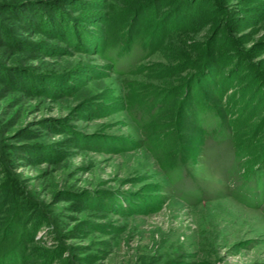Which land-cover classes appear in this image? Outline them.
Instances as JSON below:
<instances>
[{"label": "rangeland", "instance_id": "374dc122", "mask_svg": "<svg viewBox=\"0 0 264 264\" xmlns=\"http://www.w3.org/2000/svg\"><path fill=\"white\" fill-rule=\"evenodd\" d=\"M147 1L0 0V264H264V0H166L191 11L155 50ZM206 50L250 111L169 90Z\"/></svg>", "mask_w": 264, "mask_h": 264}, {"label": "trees", "instance_id": "16d2710c", "mask_svg": "<svg viewBox=\"0 0 264 264\" xmlns=\"http://www.w3.org/2000/svg\"><path fill=\"white\" fill-rule=\"evenodd\" d=\"M165 2L166 0H148L147 2L142 4V6L144 5L145 7L143 6L142 11H139L136 15L137 16L136 28L134 30V33H136V35H138L139 37L142 35L144 36L149 35V42L147 43L148 44L150 43V45L154 46L153 50L165 46L170 41H173V43L177 47L182 46L180 41L173 40V38L170 35L174 30L182 28L181 24L183 23V20L188 18L191 11V4L186 2L187 4L183 3L178 9H176L175 12L169 13L162 18L158 13L160 8H162V6L165 5ZM5 7L11 8L8 5H5ZM26 9H29V7L27 6L12 7V12L16 14L21 13L26 15L28 13ZM31 10L34 11L35 13L39 11V9H36V7H32ZM150 30H152L153 32L151 33ZM196 34L198 36L196 35L195 36L199 38L200 34L198 33ZM211 42L212 40L209 41L210 44ZM207 45L208 44L206 43L204 46ZM192 55L197 56L196 53ZM194 60L200 61L199 67L198 66L195 67L196 66L195 64L198 61L194 62ZM230 66L231 64L230 61H228V59L217 60L209 56L207 50L199 57L183 59L181 64H177L176 66L172 65V67L167 68V71L169 72V75L172 77L174 74L176 75L181 72H187L190 75L184 82H182L181 84L177 83L176 85H173L169 90L178 89V91L183 92L184 89V92L187 95L191 94V91H195V93L197 94L200 93L201 95L204 96L206 95L205 89L209 88L210 85H212L214 88L213 90L211 89L213 92L215 90L219 91L220 88L223 89L226 86L232 85L231 90H233L234 88L235 89L233 90V94L231 95L230 98V107H233L235 111L237 110L242 111L245 109V113H246L252 109L250 103L251 105H253L251 99L254 98L252 95L255 89L254 88L255 82L247 80L244 81L239 88H237L236 86L238 84L239 79H237L236 77L233 78L230 73L229 74L227 73L228 71L225 72ZM190 70H194V71H191L190 73ZM262 104H264V100ZM198 105L201 107V113L206 112L207 114H209V116H211V118L217 117L213 113L214 110L210 105H207L205 103H199ZM241 118L242 115L241 117H238L237 120L239 121ZM170 119H171V123L168 125L167 128H165L167 130L165 135L166 134L167 135L166 136L164 135L163 136L164 138L161 139L160 141L158 140L159 142L156 145V147L158 148V149L156 148V150H160L165 157H168V155L176 149L177 138L175 136V130L176 128L177 129L179 128L180 122H182L179 121L177 115L174 114L171 116ZM263 164L262 166H264Z\"/></svg>", "mask_w": 264, "mask_h": 264}]
</instances>
